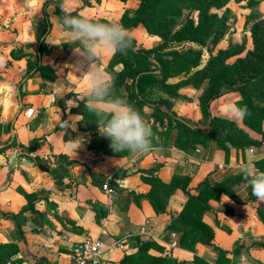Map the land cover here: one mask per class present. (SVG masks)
<instances>
[{
    "label": "crops",
    "instance_id": "0c3cea01",
    "mask_svg": "<svg viewBox=\"0 0 264 264\" xmlns=\"http://www.w3.org/2000/svg\"><path fill=\"white\" fill-rule=\"evenodd\" d=\"M61 4L67 12L120 22L124 12L137 8L139 1L0 0V59L5 61L0 68V264H70L73 249L87 236L102 241L101 264H119L125 256L135 254L139 240L157 242L164 252L152 249L150 254L166 256L171 262L193 264L198 255L208 264H218V254L210 246L198 244L195 252L181 248V234L175 239L177 246H170L174 239L169 227L184 209L187 196L178 190L170 198L167 212L158 215L147 199L151 186L142 177L148 171L165 181L175 175L187 176L191 179L189 189L197 196L207 183L214 186L232 176L240 177L233 169L248 160L264 158V145L251 147L253 152L251 148L232 150L227 161L215 142L207 147L198 145L193 153L177 149L174 131L168 140L157 137L154 150L144 155L117 157L100 152L95 135L82 124L83 116L72 113L82 103L79 97L83 80L72 68L76 61L72 47L77 45L62 26L64 13L57 7ZM228 8L232 13L230 30L234 31L237 21L242 22L246 40L242 43L229 30L218 49L249 43L247 50H252L251 25L247 22L257 15L264 19V0H245L241 4L232 1ZM44 28L48 32L42 39L45 44L40 56L38 33ZM142 30V35L156 41L155 46L161 43L143 27L130 34L137 40L135 32ZM189 46L176 48L181 51ZM113 56L103 62L105 71ZM27 60H38L39 66L45 67L44 73L34 71L25 79ZM18 87L23 98L17 93ZM200 93L186 87L181 94L189 100L175 101L173 106L179 117L194 126L192 120L203 119ZM240 98L235 92L216 99L212 114L235 121L254 139L261 140V135L247 128L242 118L228 113L229 108H237L235 103ZM29 110H34L31 116ZM143 117L152 127L150 113ZM69 120L75 130L62 128ZM78 137L82 145L75 154L64 147L63 141ZM106 181L116 194L103 190ZM231 192L220 202L210 201L205 213L204 222L215 231L213 243L227 253L230 264H239L241 254L247 257V264H264V223L257 214V203L250 200L244 181L233 185Z\"/></svg>",
    "mask_w": 264,
    "mask_h": 264
},
{
    "label": "trees",
    "instance_id": "16d2710c",
    "mask_svg": "<svg viewBox=\"0 0 264 264\" xmlns=\"http://www.w3.org/2000/svg\"><path fill=\"white\" fill-rule=\"evenodd\" d=\"M138 1V7L127 9L119 23L129 33L143 27L148 35L159 37L161 43L146 49L139 46L130 34L132 47L126 53H115L106 71L113 79L118 95L127 98L142 116L146 112L150 113L154 120L153 143L157 137L170 139L176 131L174 145L177 149L193 153L198 145L207 147L210 142H215L224 152L227 161L232 150L243 152L251 147L261 148L264 145V19L259 15L248 19L254 45L252 50H247L245 43L218 49L232 25V13L228 8L230 2L241 4L245 0ZM57 7L62 11L60 5ZM68 13L81 15L79 11ZM47 32V28H44L38 33L40 56L43 55L45 44V39H42ZM184 44L190 46L181 51L176 48ZM204 52L209 55V60L202 67ZM244 53L245 57L230 62L232 58ZM27 63L28 73L25 79L31 77L34 71L44 73L45 67L39 66L38 60L35 63L27 60ZM117 66L121 68L116 69ZM181 77L182 80L172 82ZM186 87L201 91L198 101L207 122L206 129L194 126L173 110L175 101L189 100L181 94ZM235 92L241 96L235 103L236 107L246 109L243 124L260 134L261 140L254 139L235 121L212 114V104L216 99ZM17 93L23 98L21 87L17 88ZM72 113L83 116L82 124L95 135L94 142L100 152L117 157L129 154L114 152L110 148V142L98 134L94 118L89 115L83 102L78 108L72 109ZM91 147L95 148V145L92 144ZM255 166L264 171V158L256 161ZM145 173L142 178L151 186L147 199L158 215L167 212L169 200L178 190H182L187 196L184 209L169 227L172 234H181L179 246L193 252L198 244L210 246L218 254V264H230L227 253L213 243L215 231L204 222V216L210 201L220 202L223 195H231L233 185L240 184L243 179L232 176L214 186L207 183L195 196L189 189L191 179L187 176L175 175L170 181H165L154 175L153 171ZM249 190L250 200L257 203V214L264 223V201L257 200L250 188ZM139 242L138 251L125 256L119 264H178L171 262L166 256L150 254L152 249L164 252V248L157 242ZM193 264L208 262L195 255Z\"/></svg>",
    "mask_w": 264,
    "mask_h": 264
},
{
    "label": "clouds",
    "instance_id": "9594fccd",
    "mask_svg": "<svg viewBox=\"0 0 264 264\" xmlns=\"http://www.w3.org/2000/svg\"><path fill=\"white\" fill-rule=\"evenodd\" d=\"M60 8L64 12L62 26L77 45L72 47L76 56L72 68L83 80L79 101L94 118L99 135L110 142L114 152L144 155L153 151L151 125L127 98L116 93L114 81L103 67L109 55L126 53L132 47L128 29L116 21L103 22L88 15H72L65 11L63 4ZM4 63L0 59V68ZM228 113L239 119L246 114V109L233 107ZM62 128L75 130L72 120L64 121ZM63 143L68 151L76 154L82 139L78 137ZM233 171L243 179L257 200L264 201V171L255 166L254 160L238 164ZM239 264H247L245 255L241 254Z\"/></svg>",
    "mask_w": 264,
    "mask_h": 264
},
{
    "label": "built area",
    "instance_id": "2783aa9c",
    "mask_svg": "<svg viewBox=\"0 0 264 264\" xmlns=\"http://www.w3.org/2000/svg\"><path fill=\"white\" fill-rule=\"evenodd\" d=\"M34 110H29L28 114L31 116ZM251 152L253 149L251 148ZM103 190L110 195L116 194V191L110 186L109 181H106L103 185ZM177 234H173L174 241L171 243V247L175 248L177 242L175 241ZM120 246H118L119 248ZM116 248V247H115ZM122 248V247H120ZM103 243L100 239L94 238L92 236H87L84 240L77 245L71 254V263L70 264H101L104 257L103 254ZM9 264H18V263H9Z\"/></svg>",
    "mask_w": 264,
    "mask_h": 264
},
{
    "label": "rangeland",
    "instance_id": "374dc122",
    "mask_svg": "<svg viewBox=\"0 0 264 264\" xmlns=\"http://www.w3.org/2000/svg\"><path fill=\"white\" fill-rule=\"evenodd\" d=\"M241 17H244V15H242ZM242 24H243L242 22H238L237 21L235 26L233 27L234 31L230 30V33L234 34V37L239 36L241 42L243 43V40H244V38L246 40V37H244L245 32H244V26H242ZM142 32H143V30L135 32V37L137 38L138 45L142 46V47H145V48H151V47L155 46L156 45V41L154 39L146 37L144 34L142 35ZM232 41H234V39ZM226 46H227V44L222 45L221 47L225 48ZM247 47L249 48V43L247 44ZM208 60H209V55L206 52H204L202 66H205L207 64ZM233 60L234 59H232L231 61H233ZM198 96H199V94L194 95L193 97L196 98ZM186 116H189L188 111H186ZM190 120H191V118H190ZM192 122L195 123V125H197L198 127H201V128H205L206 129L208 127L207 126V122H206V120L204 118L201 121H199V122L193 121V120H192Z\"/></svg>",
    "mask_w": 264,
    "mask_h": 264
}]
</instances>
